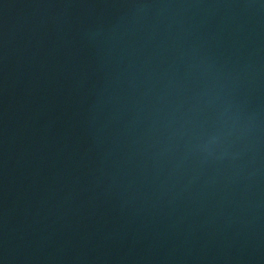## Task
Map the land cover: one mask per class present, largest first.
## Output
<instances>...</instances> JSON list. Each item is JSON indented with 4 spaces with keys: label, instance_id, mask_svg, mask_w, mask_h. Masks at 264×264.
<instances>
[{
    "label": "water",
    "instance_id": "water-1",
    "mask_svg": "<svg viewBox=\"0 0 264 264\" xmlns=\"http://www.w3.org/2000/svg\"><path fill=\"white\" fill-rule=\"evenodd\" d=\"M158 264H264V0H68Z\"/></svg>",
    "mask_w": 264,
    "mask_h": 264
}]
</instances>
